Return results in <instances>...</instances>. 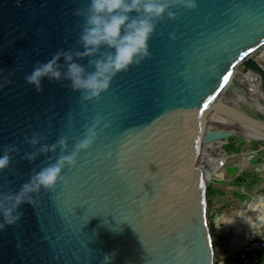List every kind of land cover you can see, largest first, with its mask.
<instances>
[{
	"label": "water",
	"instance_id": "obj_1",
	"mask_svg": "<svg viewBox=\"0 0 264 264\" xmlns=\"http://www.w3.org/2000/svg\"><path fill=\"white\" fill-rule=\"evenodd\" d=\"M88 2L0 0V155L8 145L20 149L0 170V192L18 191L61 155L57 148L22 159L35 151L25 135L42 133L48 145L67 135L70 152L102 118L92 147L63 171L65 182L41 190L35 207L22 204L21 220L0 230V264H215L207 194L214 171L204 157L229 138L251 139L242 129L264 141V120L223 98L246 97L247 73L264 90V0L171 9L177 17L158 23L150 58L119 73L99 99L82 102L67 81L47 78L37 92L24 77L57 50L79 47L83 18L74 10Z\"/></svg>",
	"mask_w": 264,
	"mask_h": 264
},
{
	"label": "clouds",
	"instance_id": "obj_2",
	"mask_svg": "<svg viewBox=\"0 0 264 264\" xmlns=\"http://www.w3.org/2000/svg\"><path fill=\"white\" fill-rule=\"evenodd\" d=\"M196 6L194 0H89L86 7L74 10L75 16L83 18L77 40L79 47L60 49L46 62L37 61L24 79L37 92L43 91L42 81L47 78L50 83L62 85L67 81L64 86L79 92L82 102L99 99L110 89L119 73L128 72L150 58L149 40L165 14L168 19L175 20L177 13L171 9H194ZM85 59L86 66L80 63ZM10 83L11 80L4 77V84ZM101 123L102 118L97 116L90 126H86L83 137L70 152L67 135H61L51 145L41 143L46 139L42 133L36 132L31 138L25 135V142L35 151L25 154L22 159L31 163L39 155L55 152L57 148L61 155L54 161L49 157L50 162L46 166L39 171L33 170L29 180L18 191L0 192V230L21 220L23 213L19 209L22 204L35 207L41 190L54 191L58 183L65 182L63 171L77 166L80 153L87 152L94 144L96 130ZM19 153L20 149L15 145L4 147L3 155H0V170H6L12 155Z\"/></svg>",
	"mask_w": 264,
	"mask_h": 264
},
{
	"label": "crops",
	"instance_id": "obj_3",
	"mask_svg": "<svg viewBox=\"0 0 264 264\" xmlns=\"http://www.w3.org/2000/svg\"><path fill=\"white\" fill-rule=\"evenodd\" d=\"M223 153L228 156L227 162L214 170V180L208 185L217 261L264 237V147L233 138L223 147Z\"/></svg>",
	"mask_w": 264,
	"mask_h": 264
},
{
	"label": "built area",
	"instance_id": "obj_4",
	"mask_svg": "<svg viewBox=\"0 0 264 264\" xmlns=\"http://www.w3.org/2000/svg\"><path fill=\"white\" fill-rule=\"evenodd\" d=\"M227 144L228 141L221 146L220 151H215L216 148L207 149V155L204 157V168L206 171H214L226 164L228 156L223 153V147ZM257 254H264V237L251 240L240 250L230 253L225 260H216L215 264H249V258Z\"/></svg>",
	"mask_w": 264,
	"mask_h": 264
},
{
	"label": "bare ground",
	"instance_id": "obj_5",
	"mask_svg": "<svg viewBox=\"0 0 264 264\" xmlns=\"http://www.w3.org/2000/svg\"><path fill=\"white\" fill-rule=\"evenodd\" d=\"M242 83L246 87V90H247L246 97H243L246 100V102L258 108L261 112H264V105L260 104L257 100L258 98L254 96L255 94L259 93L264 98V91L261 89L262 81L260 80V78L256 74H253V73L243 74ZM241 131L248 138H251L254 140L258 138L256 134L251 133L245 129H242Z\"/></svg>",
	"mask_w": 264,
	"mask_h": 264
},
{
	"label": "rangeland",
	"instance_id": "obj_6",
	"mask_svg": "<svg viewBox=\"0 0 264 264\" xmlns=\"http://www.w3.org/2000/svg\"><path fill=\"white\" fill-rule=\"evenodd\" d=\"M259 60H260V62L262 63V65L264 66V58H263V56H261L260 58H259ZM262 89V88H261ZM263 90V89H262ZM264 91V90H263ZM239 95V94H238ZM233 95V94H231V93H226L224 96H223V98L224 99H228V100H230V101H232V102H234V103H236V105H238V107L242 110V111H244V112H246V113H248L249 115H251V116H253V117H255V118H259V119H262V120H264V112H261L258 108H256V107H254V106H252V105H250L249 103H247L246 102V100L243 98V96H241V95ZM256 98H258L257 100H258V102L260 103V104H262V105H264V98H263V96L261 95V94H259V93H257V94H255L254 95ZM255 109V110H254ZM233 138H229V141H231ZM242 140L243 141H250V145L252 146V144H254V145H257V144H259V145H261L262 147H264V141H260V140H254V139H247V138H242ZM244 145V144H243ZM226 149V148H225ZM227 149H229V147L227 148ZM232 149V148H231ZM231 149H229V150H231ZM254 258V260L253 261H256L257 259H256V256L255 257H253Z\"/></svg>",
	"mask_w": 264,
	"mask_h": 264
},
{
	"label": "trees",
	"instance_id": "obj_7",
	"mask_svg": "<svg viewBox=\"0 0 264 264\" xmlns=\"http://www.w3.org/2000/svg\"><path fill=\"white\" fill-rule=\"evenodd\" d=\"M207 194H208V197H209L210 194H211V189H210L209 186H208ZM210 228H211V225H210ZM255 256H256V259H257L256 262L253 261V260H254L253 257H255ZM255 256H251V257L249 258V261H250L249 264H264V254H257V255H255Z\"/></svg>",
	"mask_w": 264,
	"mask_h": 264
},
{
	"label": "snow or ice",
	"instance_id": "obj_8",
	"mask_svg": "<svg viewBox=\"0 0 264 264\" xmlns=\"http://www.w3.org/2000/svg\"><path fill=\"white\" fill-rule=\"evenodd\" d=\"M205 107H207V105H205Z\"/></svg>",
	"mask_w": 264,
	"mask_h": 264
}]
</instances>
